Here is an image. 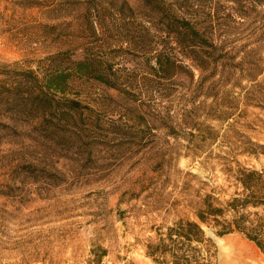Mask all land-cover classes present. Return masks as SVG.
I'll use <instances>...</instances> for the list:
<instances>
[{
  "label": "rangeland",
  "instance_id": "obj_1",
  "mask_svg": "<svg viewBox=\"0 0 264 264\" xmlns=\"http://www.w3.org/2000/svg\"><path fill=\"white\" fill-rule=\"evenodd\" d=\"M125 1L134 17L120 20L111 6L121 0H0V77L100 55L117 85L75 75L66 96L78 111H0V264H153L143 244L156 227L193 218L212 188L227 198L237 164L264 172V0H155L210 33L202 68L144 0ZM158 48L193 76L155 74ZM205 229L216 264H264L242 234Z\"/></svg>",
  "mask_w": 264,
  "mask_h": 264
},
{
  "label": "trees",
  "instance_id": "obj_2",
  "mask_svg": "<svg viewBox=\"0 0 264 264\" xmlns=\"http://www.w3.org/2000/svg\"><path fill=\"white\" fill-rule=\"evenodd\" d=\"M185 4L191 6L192 2L186 0ZM142 5L148 14L147 18L152 23L156 22L163 33L174 39L193 65L202 68L205 48H215L212 36L203 28V23L198 19L179 16L172 6L167 7L164 3L157 5L155 0H144ZM111 8L120 20L127 16L134 17V8L125 0ZM86 12H90L89 7ZM109 12L110 9L106 6H100L98 11L103 19ZM110 16L109 14L108 17ZM121 25V30H125L127 25L123 21ZM95 27V21L91 22V30L94 31ZM157 50L151 67L155 74L170 76L180 67H186L188 75L193 76L188 65L176 64L173 53L165 48ZM15 72H19L21 77H0V111H24L30 106L38 110V116L44 120L56 109L62 112L78 111L82 107L78 100L66 96L70 93V81L75 75L91 76L117 88L115 83L107 81L109 69L106 59L100 55H86L72 61L70 67L53 69L42 77L32 69ZM57 93L67 97L68 102L64 106L54 103L55 99L49 97L50 94ZM237 166L234 175H228L233 191L227 198L217 195L219 192L212 188L199 196L195 206H190L193 218L180 215L170 224L156 227L154 236L143 244L144 254L153 264H216L217 248L205 228L219 236L240 233L264 255V172ZM106 254L107 250L100 247V253L91 261L99 263Z\"/></svg>",
  "mask_w": 264,
  "mask_h": 264
}]
</instances>
